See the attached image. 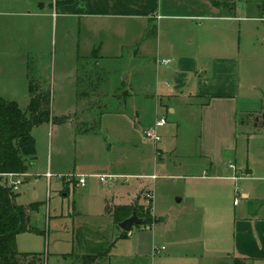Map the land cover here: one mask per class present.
<instances>
[{
  "label": "crops",
  "instance_id": "0c3cea01",
  "mask_svg": "<svg viewBox=\"0 0 264 264\" xmlns=\"http://www.w3.org/2000/svg\"><path fill=\"white\" fill-rule=\"evenodd\" d=\"M28 2L41 11L48 10L50 13L40 16L52 19L55 27L56 20L61 19L77 35L82 32L87 39L89 36L96 39L90 52L97 49L99 57H120L124 47L129 46L135 52V57L148 65L144 70L153 74L154 81L144 85L147 86L143 88L144 94L154 98L156 106L164 108L173 123L168 125L166 120V125L161 128L162 136L178 134L183 126L188 137L197 138L196 143L192 138L184 143L174 142L165 155L173 158L175 153L194 148L202 160L197 165L196 177L199 179L191 180L195 176L175 177L177 180L184 178L186 183L191 182L186 186L198 188L197 193L203 195L207 215L220 208L223 199L228 197L230 200L234 196V202L239 197L241 202L232 207V233L231 237L228 235V239L225 238L229 247L224 250L231 259L237 257L246 259V264H264V41L260 43L257 39L251 50L248 44L250 23H264V0ZM256 12L260 18L252 17ZM152 27L153 35H145ZM112 41L117 43L115 52L109 50L113 46ZM166 60L169 61L167 64L161 63ZM149 89L153 90L151 95ZM112 96L110 102H119L122 98ZM116 113L118 111L107 116L105 136L99 140L90 139L95 144L101 139L105 141L102 142L104 155L89 159V164L77 165L68 176L75 178L66 181L77 184L76 176H84L89 180L88 186L93 187L86 197L95 200L96 211L89 216L76 211V217L107 218L113 226L116 224L112 219V210L134 205L135 201H140L147 192L152 191L146 189L149 184H155L149 180H152V176L157 178L154 172L157 164L165 162L162 150H159L160 156L156 157L155 147L141 137L136 124L122 112L118 116ZM140 123L141 119L138 120L139 127ZM73 126L75 132L76 127ZM93 130L100 131V124L94 125ZM160 147L163 145L160 144ZM184 166V162L178 158L171 170H181ZM49 169L52 170L51 163ZM97 176H112L115 180L131 177L140 182L131 183V188L127 187L124 191L117 190L116 183L101 185L102 188L97 189ZM25 178H28L26 173L23 182ZM51 178V175L47 177L50 182ZM82 188L87 189L86 186ZM141 188L143 190L139 192ZM182 200V197L178 199L179 202ZM249 203L252 204V215L247 212ZM137 205L140 204L137 202ZM152 217L157 219L154 213ZM59 220L62 218L55 222L62 223ZM62 226L63 234L67 235ZM107 226L110 224L100 221L80 226L84 235L79 245H90V241L96 239L99 232H104ZM153 238L152 234L148 240L152 251ZM134 245L144 243L136 240ZM67 255L70 254H63V257ZM83 260L86 261L84 256ZM93 264L109 263L98 258Z\"/></svg>",
  "mask_w": 264,
  "mask_h": 264
},
{
  "label": "rangeland",
  "instance_id": "374dc122",
  "mask_svg": "<svg viewBox=\"0 0 264 264\" xmlns=\"http://www.w3.org/2000/svg\"><path fill=\"white\" fill-rule=\"evenodd\" d=\"M42 13L50 12L31 6L28 0H0V98L17 103L22 111H26L30 102L28 86L32 80L40 88L49 91L50 112L56 120L33 128L31 133L36 142L35 158L27 161L28 178L18 187L15 203L27 208L31 204H38L37 211L28 210V223L40 232L17 235V252L41 254L43 264H85L83 253L77 247L76 233L85 223L100 221L110 226L104 232H99V236L89 244H112L106 259L103 258L109 264H233L224 249L229 247L225 238L228 239V235L231 237L232 233L234 196L230 200L228 197L223 199L221 207L207 215L203 207V195L197 193L198 188L186 186L191 182L186 183L184 178L177 180L175 177L195 176L191 180L199 179L196 177L197 165L202 160L196 150L189 148L175 153L173 158L165 155L174 142L184 143L188 138H192L194 142L197 140L196 137H188L183 126L178 134L172 136H162L163 129L157 130L160 141L156 148L162 150L165 162L157 164L154 171L157 180H149L155 183L154 186L149 184L146 187L152 190V201L149 203L145 196L140 201H133V204H140L138 213L141 215L146 214L145 207L151 204L152 213L159 220L158 224L151 227L134 226L126 239H119L125 232L116 225L113 226L109 219H98L95 216L79 218L74 215L77 211L89 216L96 211L95 200L86 197L87 192L93 190L92 185L88 186V178H84L86 190L74 181H66L77 165L104 155L102 142L105 141L101 139L95 144L90 139L99 140L105 136L104 126L108 115L118 111V116L122 112L136 124L139 134L145 126L152 127L157 116L166 117L168 125L173 123L165 109L160 105L156 106L154 98L145 96L143 88L147 86L144 85L152 84L154 76L144 70L148 65L135 57L131 47L126 45L120 57H95L90 52V47L95 44L96 39L90 36L87 39L82 32L77 35L61 19L56 20L55 27L52 19L40 16ZM252 17L260 18V15L256 12ZM262 29L264 23H250V50L257 39L263 43ZM112 44L109 50L115 52L117 43L112 41ZM152 91L148 90L149 95ZM110 96L122 98L119 102H110ZM60 118L63 121L66 119L63 125L58 122ZM139 119L142 120L140 127ZM99 124L101 130L95 132L93 126ZM73 125L76 127L75 132ZM197 133L200 139V133ZM178 158L185 166L181 170H171ZM50 163L52 170L49 169ZM47 174L52 176L51 182L47 179ZM95 180L97 189H101V185L116 183L117 190L120 191L127 187L130 189L131 183L140 182L131 177L113 178L107 184H102L98 177ZM7 182L6 178L0 177L1 184ZM146 189L144 188V193ZM142 190L141 188L139 192ZM120 196L124 197L123 194ZM181 197L183 200L177 202ZM238 202H241L240 198ZM60 218L62 223L55 222ZM61 224L67 235L63 234ZM152 234L154 245L164 247L159 253L154 252V245L152 251V245L148 244ZM136 240L144 245H134ZM63 254L73 256L63 257Z\"/></svg>",
  "mask_w": 264,
  "mask_h": 264
},
{
  "label": "trees",
  "instance_id": "16d2710c",
  "mask_svg": "<svg viewBox=\"0 0 264 264\" xmlns=\"http://www.w3.org/2000/svg\"><path fill=\"white\" fill-rule=\"evenodd\" d=\"M227 7V5H224ZM149 32V34H148ZM154 33V27L147 31V35ZM97 57V49L93 50ZM28 95L30 98L26 111H22L17 103L8 102L0 98V177L7 174L24 175L27 171V161L35 158V139L32 136L33 128L56 121L50 112V93L29 81ZM58 122L65 123L60 118ZM143 195V194H142ZM16 192H12L9 183H0V264H43L41 254H20L16 250L17 235L25 232L39 233L29 226L28 210L37 211L38 204H31L28 208L15 203ZM140 206H120L112 210L114 224L128 218L135 210L138 217L144 219V226H152L159 222L152 217V207H145V215L139 214ZM84 235L83 229L78 228L76 233L77 247L84 252L85 264H93L98 258L107 256L113 245H79ZM122 233L119 239H126ZM70 257L73 254L69 255ZM233 264H246V259L233 258Z\"/></svg>",
  "mask_w": 264,
  "mask_h": 264
},
{
  "label": "built area",
  "instance_id": "2783aa9c",
  "mask_svg": "<svg viewBox=\"0 0 264 264\" xmlns=\"http://www.w3.org/2000/svg\"><path fill=\"white\" fill-rule=\"evenodd\" d=\"M264 21V19H263ZM169 61L166 60V61H161V63L163 64H167ZM166 125V118L164 116H157V119L154 123V125L152 127H149V128H145L143 131H142V136H143V139L153 145L155 147V154H156V157L160 156V152L159 150L156 148L157 144L159 143L160 141V136L158 134V129L159 128H162ZM23 177L24 175H18V174H7L5 175V178L7 179L8 183H9V186L12 190V192H17L18 191V187L23 183ZM48 178H50V175L48 174L47 175ZM99 181L102 183V184H107V182L112 179V176H97ZM75 177H68V179L72 180L74 179ZM76 178H78L77 180V184L78 186L82 187L84 186L85 184V180H84V176H76ZM156 177L155 176H152L151 179H155ZM145 198H147V200L149 201V203L152 201V195L150 192H147L145 195ZM234 205H237L238 204V199L235 198L234 202H233ZM162 250H164V247H154V252H161Z\"/></svg>",
  "mask_w": 264,
  "mask_h": 264
},
{
  "label": "water",
  "instance_id": "95a60500",
  "mask_svg": "<svg viewBox=\"0 0 264 264\" xmlns=\"http://www.w3.org/2000/svg\"><path fill=\"white\" fill-rule=\"evenodd\" d=\"M247 212L249 215H252V204L251 203L247 205ZM143 224H144V219L138 217L135 210H133L131 215L125 220H123L122 222L118 223L117 226L121 231L128 234L131 232L134 226H142Z\"/></svg>",
  "mask_w": 264,
  "mask_h": 264
}]
</instances>
